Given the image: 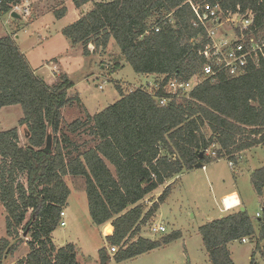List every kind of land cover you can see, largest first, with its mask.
Segmentation results:
<instances>
[{
    "label": "trees",
    "instance_id": "trees-1",
    "mask_svg": "<svg viewBox=\"0 0 264 264\" xmlns=\"http://www.w3.org/2000/svg\"><path fill=\"white\" fill-rule=\"evenodd\" d=\"M20 1L0 0V16ZM202 1L219 3L222 9L251 10L255 21L264 23V0H110L93 2L61 33L72 45H80L84 56L105 50L114 39L136 73L164 76L162 87L170 77L188 80L201 72L199 51L207 33L194 24L190 2ZM72 2L79 8L90 0ZM65 12L64 6L53 10L56 18ZM73 85L63 72L48 83L34 73L13 34L0 37V108L21 107L18 125L24 126L25 138L21 146L17 127L0 130V204L5 209L0 264L22 243L20 232L29 238V251L17 264H79L73 243L58 247L52 240L70 194L67 175L84 178L92 223L110 222L113 227L106 241L118 250L111 256L105 247L99 248V263L111 257L121 262L181 236L178 231L159 239L139 234L174 182L148 206L143 200L154 190L185 170L219 158L235 165L240 152L264 144V63L239 77L203 80L188 98L161 87L124 93L116 82L118 100L92 115L85 111L84 118L67 123L63 131L62 109L79 100L69 96ZM162 97L167 99L164 105L159 103ZM83 130L94 143L80 150L70 135ZM250 179L262 199L258 225L263 239L264 166L253 170ZM199 233L210 264H235L229 242L253 238L254 228L246 211L232 210L202 224ZM250 264H257L252 257Z\"/></svg>",
    "mask_w": 264,
    "mask_h": 264
},
{
    "label": "rangeland",
    "instance_id": "rangeland-1",
    "mask_svg": "<svg viewBox=\"0 0 264 264\" xmlns=\"http://www.w3.org/2000/svg\"><path fill=\"white\" fill-rule=\"evenodd\" d=\"M41 1L35 0L29 4V15L21 16L18 14L19 18L12 17L11 26L15 27V30H18V27L23 23L19 22L18 19H22V21L23 18L26 20L30 19L32 15L40 11L41 8L38 10V6L43 7L44 10L61 7V2L58 3V1L47 2L44 6L39 4ZM69 2L72 4L71 0ZM8 21H10L9 14L6 13L0 16V36H3L5 30L10 29L9 24H7ZM42 21L49 24L51 36L44 41H39L33 49L27 52L28 57L34 53V57L30 59L32 67L35 64H41L42 60L44 63H47L48 58L59 52H63L64 47L68 43L61 33L54 31L58 23H52V21H56L53 14L45 16ZM24 29L26 28H22L18 34L24 35ZM88 47L93 49L91 43H89ZM62 56L64 57V55L60 57ZM120 63L121 66L118 67ZM64 66H66L69 72L68 75L74 83L73 87L69 90V96L75 97L78 95L92 113L102 110L119 99L120 95L115 88L116 82L123 92L127 93L137 87L149 89V83L153 84L155 79L143 73H136L123 60L114 39H111L110 44L105 50H99L89 55V57L82 56L81 54L72 55L69 63L67 61L64 62ZM43 69L47 72V68ZM48 83L51 84L53 82L48 81ZM80 98L65 106L63 110L64 121L62 122L63 131L66 129L65 125L76 117L80 116V118H84L85 109ZM20 117H22V110L19 105L1 107L0 130L17 127ZM18 134L19 145L23 146L25 144L24 132L20 129ZM70 137L80 150L94 143V138L87 130L80 131L74 135L71 134ZM238 156L240 160L236 166L233 165V169V166L229 165L227 159L219 158L206 163L204 170L201 166L183 171L166 181L164 185L154 190L151 195H148L143 202L149 206L152 201L157 199L165 185L174 182L170 195L159 206L154 216L141 227L139 234L149 239H159L171 232L178 231L181 236L164 247L143 253L138 258V261H128L125 263L209 264L208 257L203 248L199 227L206 221L223 215L225 212H220L222 208L220 196L223 193L236 190L243 202L240 207H244L252 221L254 237H245V242H242V240L229 242L228 248L231 257L235 264H250V255L252 254L251 257L257 264H264V258L261 257V250L264 251V237L263 239L259 238L261 233L257 219L262 215V208L250 179V173L254 169L264 166V144L244 150ZM22 181L24 182L23 179ZM66 183L71 192L65 205L66 216L63 217L66 225H58L53 231L54 243L56 245L73 243L76 247L77 258L80 264H100L96 246L100 244V247L104 246V240L101 241V238L96 235L97 232H95L94 224L89 216L84 190V178L81 176H68ZM236 200L233 195L225 197L223 200L224 206L227 209L234 207ZM29 213L26 215V220L29 218ZM257 213L259 215H256ZM4 221L5 209L0 207V237L4 236L5 233ZM155 222H161L165 226L166 231L157 234L151 233L150 226ZM108 225H111V223L109 222ZM20 236L23 239L22 243L25 242L27 245L26 241L29 238H23L24 234H21V232ZM22 243L18 245L13 254L8 255L4 264H17V260L28 253V246H23ZM258 243L259 248H257ZM105 245L107 252L112 255L113 253L108 251L110 245L107 242ZM110 260L106 264H122L116 262L112 257Z\"/></svg>",
    "mask_w": 264,
    "mask_h": 264
},
{
    "label": "built area",
    "instance_id": "built-area-1",
    "mask_svg": "<svg viewBox=\"0 0 264 264\" xmlns=\"http://www.w3.org/2000/svg\"><path fill=\"white\" fill-rule=\"evenodd\" d=\"M24 2L25 0H21L13 4L9 13L29 15V3ZM190 4L196 17L194 24L202 26L207 33V42L199 51L204 60L201 72L188 80L170 77L162 87L164 76L155 75L153 84L149 83V90L152 92L161 87L170 95L188 98L192 89L203 80L214 81L220 75L239 77L264 63V23H257L251 10L242 12L239 6L235 10L222 9L219 3L205 1ZM157 30L158 28H155V31ZM159 103L164 105L167 99L162 97ZM211 155L216 156L215 151H212ZM229 165L232 167L233 163L229 162ZM201 168L205 169V165ZM64 216L65 211L61 210L60 226L66 224ZM164 231L166 228L161 222H155L150 226V232L153 234ZM241 240L246 241L245 238ZM117 250V246L108 247L111 253Z\"/></svg>",
    "mask_w": 264,
    "mask_h": 264
},
{
    "label": "crops",
    "instance_id": "crops-1",
    "mask_svg": "<svg viewBox=\"0 0 264 264\" xmlns=\"http://www.w3.org/2000/svg\"><path fill=\"white\" fill-rule=\"evenodd\" d=\"M33 1H35V0H25V2L26 3H32ZM52 1H58V3H60V6L62 7V6H64L65 8H66V12H65V14H64V16H62L61 18H56L55 16H54V18L56 19V21H52V23L53 24H55V23H58L55 27V29H54V31L56 32V33H61V30H62V28H64L65 26H67L68 24H70V23H73V22H75L79 17H80V15L82 14V13H84V12H86V11H88V10H90L91 9V7H92V4H93V2H95V1H103V0H90V2H88V3H86V4H84V5H82L81 7H79V8H77V7H75V5L73 4V2H72V0H71V2H72V4H70V2H69V0H42L39 4L41 5H43L44 6V4L45 3H47V2H52ZM24 2V3H25ZM53 5H55V4H53ZM38 8V10H39V8H41V9H43V7H37ZM40 9V11L39 12H37V14H34V15H32V17H30V19H28V20H26L25 18H23V21H22V19H18V21L19 22H23L22 23V25L20 26V27H18V30H15V27H12L11 26V15H10V13H7V14H9V17H10V21H8L7 22V24H9V26H10V29L9 30H5V33L3 34V36H5V35H12L13 34V37H14V39H15V41H16V43H17V45H18V47L20 48V50H21V52L25 55V57H26V59H27V61H28V63H29V65H30V67L33 69V71H34V73L35 74H37V75H39V76H42L47 82L49 81V82H54L55 80H56V76L59 74V73H61V72H65L67 75L69 74V72H68V70H67V68H66V66H64V62L65 61H67L68 63H69V61L71 60V58H72V55H75V54H81L82 56H84L83 54H82V49H81V46L80 45H72L69 41H68V39L66 38V40H67V44H66V46L64 47V50H63V52H59V53H57L56 55H53L51 58H48V60L46 61L47 63H44L43 62V60L41 61L42 63L41 64H39V65H37V64H35V66L34 67H32V65H31V62H30V59L31 58H33L34 56V53H32L29 57H28V51H30L31 49H33V47L37 44V43H39V41H44V40H46L48 37H50L51 36V29H50V27H48L49 26V24L48 23H45V22H43L42 20H43V18L45 17V16H48V15H50V14H53V10H56V9H58L57 7H54V9H52V10H41ZM54 15V14H53ZM37 24H39V25H37ZM22 28H26V29H24L23 30V33H24V35H20V34H18L20 31H21V29ZM15 30V31H14ZM41 32H43V34H41ZM62 34V33H61ZM1 37V36H0ZM61 55H64V57L62 56V57H60ZM85 57H89V56H85ZM103 66V65H102ZM43 68H47V72H46V70H44ZM155 75L156 74H146V76H152L153 78H155ZM69 76V75H68ZM70 92V91H69ZM68 92V93H69ZM78 96V95H77ZM79 97V96H78ZM80 98V97H79ZM80 100H81V103L84 105L83 107H84V109H85V111L86 112H88L89 114H94V113H92L90 110H89V108L86 106V103H84V101L80 98ZM118 100V99H117ZM65 109V107L62 109V114H63V110ZM100 111V110H99ZM96 113V112H95ZM64 117V116H63ZM76 118H80V116H78V117H76ZM75 118V119H76ZM17 129H18V131L21 129L23 132H24V126H20V125H18L17 126ZM262 145V144H261ZM259 146V145H258ZM239 160L240 159H238V161H237V163L239 162ZM237 163H235V165L234 166H236L237 165ZM234 166L232 167V169L234 168ZM260 168V167H259ZM257 169V168H256ZM204 170V169H203ZM255 170V169H254ZM251 174V173H250ZM68 176H71V175H67V176H65L64 177V179H65V181H66V178L68 177ZM252 184V183H251ZM253 186V185H252ZM257 194V193H256ZM71 195V192H70V194H69V196ZM235 196V198L237 199L236 201H235V205H234V207H231V208H229V209H227L225 206H224V202H223V200H224V198L225 197H228V196ZM258 196V199H259V202H260V205H261V208H262V199H261V197L259 196V195H257ZM220 199H221V202H222V208L220 209V212H225L223 215H221V216H219L218 218H220V217H223L224 215H226L228 212H229V210L231 211V210H239L240 208V206L242 205V199H241V197H240V195L238 194V192L236 191V190H231V191H229V192H226V193H223L221 196H220ZM87 200V199H86ZM66 204H67V202H66ZM88 206V205H87ZM0 207L2 208L3 206L2 205H0ZM4 208V207H3ZM63 210L65 211V216H66V207H64L63 208ZM244 211H245V209H244ZM256 215H259L258 213L256 214ZM64 216V217H65ZM215 219H217V218H215ZM258 219V218H257ZM64 220V219H63ZM212 220H214V219H212ZM208 221H211V220H208ZM208 221H206V222H208ZM205 222V223H206ZM66 223V222H65ZM109 224V222H107V223H105V224H103V225H99V226H96V225H94V228H95V232H97L96 233V235H98L100 238H101V241H103L104 240V242H103V245L104 246H102V247H105L106 248V245H105V243L107 242L106 241V237L108 236V235H111L112 234V232H113V227H112V225H108ZM204 224V223H203ZM66 225V224H65ZM4 230H5V225H4ZM107 230V231H106ZM4 236H5V233H4ZM52 240H53V233H52ZM53 242H54V240H53ZM23 244V246H27L26 245V243L25 242H23L22 243ZM55 244V243H54ZM56 245V244H55ZM63 245H65V244H63ZM63 245H56V246H58V247H60V246H63ZM101 245V244H100ZM100 245L99 246H96V252H97V256H98V249L99 248H101L100 247ZM107 249V248H106ZM206 253V252H205ZM231 254V253H230ZM143 254H141V255H138V256H136V257H134V258H132V259H128V260H125V261H122V262H120V263H124V264H126L125 262H128V261H138L139 259V257L140 256H142ZM207 255V254H206ZM252 255V254H251ZM251 255H250V258H251ZM112 256V255H111ZM208 259V258H207ZM77 260H78V258H77ZM111 261V260H110ZM209 262V261H208ZM78 263L80 264V261L78 260ZM137 264V263H136ZM210 264V263H209Z\"/></svg>",
    "mask_w": 264,
    "mask_h": 264
},
{
    "label": "water",
    "instance_id": "water-1",
    "mask_svg": "<svg viewBox=\"0 0 264 264\" xmlns=\"http://www.w3.org/2000/svg\"><path fill=\"white\" fill-rule=\"evenodd\" d=\"M11 17L13 18H19V15L16 12H11L10 13ZM240 211H244V207H240ZM25 235V234H24Z\"/></svg>",
    "mask_w": 264,
    "mask_h": 264
},
{
    "label": "bare ground",
    "instance_id": "bare-ground-1",
    "mask_svg": "<svg viewBox=\"0 0 264 264\" xmlns=\"http://www.w3.org/2000/svg\"><path fill=\"white\" fill-rule=\"evenodd\" d=\"M107 231V230H106Z\"/></svg>",
    "mask_w": 264,
    "mask_h": 264
}]
</instances>
